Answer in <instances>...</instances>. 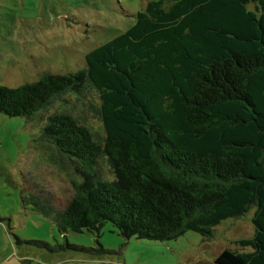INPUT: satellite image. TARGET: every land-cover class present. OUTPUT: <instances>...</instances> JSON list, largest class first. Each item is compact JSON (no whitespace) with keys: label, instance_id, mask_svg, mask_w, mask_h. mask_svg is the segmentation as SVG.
<instances>
[{"label":"trees","instance_id":"obj_1","mask_svg":"<svg viewBox=\"0 0 264 264\" xmlns=\"http://www.w3.org/2000/svg\"><path fill=\"white\" fill-rule=\"evenodd\" d=\"M135 18L84 68L0 85V113L27 120L66 94H99L103 145L70 113L39 126L44 153L79 175L69 204L43 200L44 213L64 236L111 222L125 239L165 242L212 236L254 208L255 235L237 241L251 250L224 249L214 264H264V0H149Z\"/></svg>","mask_w":264,"mask_h":264},{"label":"rangeland","instance_id":"obj_2","mask_svg":"<svg viewBox=\"0 0 264 264\" xmlns=\"http://www.w3.org/2000/svg\"><path fill=\"white\" fill-rule=\"evenodd\" d=\"M148 1L0 0V85L17 87L43 72L84 68L85 55L131 27ZM61 111L85 123L104 144L100 99L93 87L64 95L32 120L0 113V264H214L224 249L251 250L237 241L255 235L254 208L222 221L212 236L189 230L165 242L125 239L111 222L99 236L86 229L61 234L42 201L62 211L79 175L67 162L60 165V157L44 153L37 140L47 115ZM98 168L110 174L104 156ZM65 241L97 253L51 250Z\"/></svg>","mask_w":264,"mask_h":264}]
</instances>
